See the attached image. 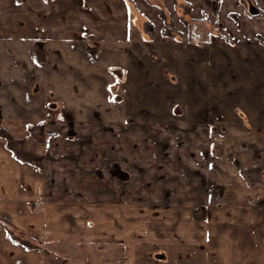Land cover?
Listing matches in <instances>:
<instances>
[{"label":"crops","instance_id":"obj_1","mask_svg":"<svg viewBox=\"0 0 264 264\" xmlns=\"http://www.w3.org/2000/svg\"><path fill=\"white\" fill-rule=\"evenodd\" d=\"M215 1L0 0V264H137L140 245L264 264V63L190 47L193 22L226 24Z\"/></svg>","mask_w":264,"mask_h":264},{"label":"rangeland","instance_id":"obj_2","mask_svg":"<svg viewBox=\"0 0 264 264\" xmlns=\"http://www.w3.org/2000/svg\"><path fill=\"white\" fill-rule=\"evenodd\" d=\"M218 1V5L220 8V16L221 20H225L226 24L223 22H215L214 26L206 21H199L192 23V38L191 43L189 44L191 48L195 47L196 45L199 46L200 43H208L210 41L211 36L215 35L220 37V39L225 43L226 47L225 51L229 52V57L232 59L231 65L227 64V66H236L235 62L238 63H246V61L258 63L260 60H263L264 63V0H216ZM215 1V2H216ZM222 5L224 8H222ZM253 5L260 11L258 16H251L249 12L250 6ZM224 9V10H223ZM228 13V14H227ZM229 20H228V19ZM228 20V21H227ZM165 28L171 33L170 35L173 36L172 29H175V25L169 27L167 23L164 24ZM168 26V27H167ZM179 30V28H177ZM258 32V33H257ZM263 37V39L261 38ZM83 55L89 58L91 61L99 60L100 53L98 49H89L86 46L79 47ZM157 55L151 60L149 55L145 56L143 60L152 61V63L157 59ZM240 58V59H239ZM238 59V60H237ZM248 59V60H247ZM229 62V61H228ZM230 63V62H229ZM242 66V64H237ZM131 127V124H125V126H121L115 129L114 133L117 138H123L126 135L127 129ZM122 131H121V130ZM121 131L120 133L118 131ZM74 131V130H73ZM70 128H64L63 134L70 143L75 146L77 149L82 150L83 148L91 147L94 142V137L92 134H87L83 136H77ZM67 132V134L65 133ZM183 135V133L181 132ZM81 138L80 142L77 140ZM204 152L208 153V148H204ZM169 153L168 150H161L158 149L155 151V155L162 159L165 158L166 155ZM58 158L50 151H46L42 156V164L46 169V175L48 177V181L50 185L54 184V180L50 176L49 166L50 164L56 162ZM209 160V157H206ZM118 160L114 156H106L104 158L105 164H110L114 161ZM125 162L122 161L121 164ZM129 169L131 168L132 171L135 168L128 164ZM182 178L189 182L195 183L204 181L201 174L195 172L192 166L188 164H183L180 168ZM132 179L127 178L126 180H120L119 186L122 188L128 187L131 185ZM62 186V184H60ZM204 189L207 191L206 184L204 185ZM162 202V201H161ZM165 202V200H164ZM144 204L148 206L153 205L152 200H144ZM159 203V202H156ZM162 204V203H161ZM165 204V203H164ZM96 250V247H94ZM177 248V247H176ZM183 250V249H181ZM97 251V250H96ZM129 251V250H128ZM125 244L122 248V259L125 260V255L128 253ZM186 257L191 259V262L188 264H201L202 256L204 257V251L198 247H187L185 249ZM138 262L137 264H179L178 257L182 254L177 252V249L174 247L165 248H153L152 246L147 245H140L136 251ZM181 254V255H180Z\"/></svg>","mask_w":264,"mask_h":264},{"label":"water","instance_id":"obj_3","mask_svg":"<svg viewBox=\"0 0 264 264\" xmlns=\"http://www.w3.org/2000/svg\"><path fill=\"white\" fill-rule=\"evenodd\" d=\"M249 12L253 16H256V15L259 14V10L255 6H253V5L250 6Z\"/></svg>","mask_w":264,"mask_h":264},{"label":"built area","instance_id":"obj_4","mask_svg":"<svg viewBox=\"0 0 264 264\" xmlns=\"http://www.w3.org/2000/svg\"><path fill=\"white\" fill-rule=\"evenodd\" d=\"M120 130H121V129H120ZM120 130L118 131L119 133L122 131V130H121V131H120ZM65 133L67 134V132H65ZM121 133H122V132H121ZM80 140H81V138H79V139L77 140V142H80ZM44 170L46 171V169H44Z\"/></svg>","mask_w":264,"mask_h":264}]
</instances>
